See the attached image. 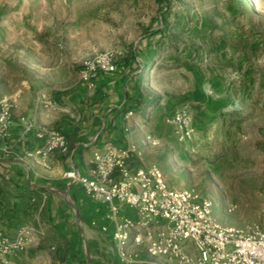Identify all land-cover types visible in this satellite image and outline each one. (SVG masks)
<instances>
[{"label": "rangeland", "instance_id": "obj_1", "mask_svg": "<svg viewBox=\"0 0 264 264\" xmlns=\"http://www.w3.org/2000/svg\"><path fill=\"white\" fill-rule=\"evenodd\" d=\"M96 55L112 58L109 75L131 94L119 143L132 165L210 200L223 226L264 225V0H0V99L40 97L86 118L100 80L80 73ZM28 228L0 231L26 245L2 260L27 251L28 264L85 263L62 239L59 252H36Z\"/></svg>", "mask_w": 264, "mask_h": 264}, {"label": "crops", "instance_id": "obj_2", "mask_svg": "<svg viewBox=\"0 0 264 264\" xmlns=\"http://www.w3.org/2000/svg\"><path fill=\"white\" fill-rule=\"evenodd\" d=\"M99 80L96 96L89 95L92 99L86 118L73 119L70 108L43 107L40 97L34 105L22 97L15 104L10 137L0 141V231L12 232L30 224L27 235L39 238L36 252H59L62 239L74 251H83L84 264H178L153 257L144 246L135 244V230L126 249L127 259L122 261L114 240L116 222L107 218L106 207L63 179V173L73 166L89 174L96 151L106 144L120 145L127 138L131 94L116 74L102 75ZM27 123L34 126L32 131L26 130ZM39 132L44 137H38ZM51 132L65 137L66 149L48 157L36 154ZM120 215L133 217L134 213L124 207ZM28 254L23 251L3 260L0 257V264H28Z\"/></svg>", "mask_w": 264, "mask_h": 264}, {"label": "built area", "instance_id": "obj_3", "mask_svg": "<svg viewBox=\"0 0 264 264\" xmlns=\"http://www.w3.org/2000/svg\"><path fill=\"white\" fill-rule=\"evenodd\" d=\"M115 71L111 57L96 55L83 62L80 74L84 83L93 86L101 75ZM14 108L13 101L0 99V141L10 137ZM130 115L131 112L127 117ZM175 121L185 122L181 115ZM33 128L27 123V131ZM38 137L44 134L39 132ZM66 145L62 134L51 132L36 154L48 157L57 150H65ZM132 152L122 145L106 144L94 153L89 174L74 166L63 173L68 186H79L106 207L107 218L116 222L114 240L122 261L127 259L126 249L135 230V244L144 246L153 257L179 264H264V225L237 229L219 224L213 219L210 200L192 189L170 188L157 166H133ZM124 207L131 209L134 216H121ZM1 236L3 233H0L2 255L24 250L23 239L12 243Z\"/></svg>", "mask_w": 264, "mask_h": 264}, {"label": "bare ground", "instance_id": "obj_4", "mask_svg": "<svg viewBox=\"0 0 264 264\" xmlns=\"http://www.w3.org/2000/svg\"><path fill=\"white\" fill-rule=\"evenodd\" d=\"M247 1H249V0H247Z\"/></svg>", "mask_w": 264, "mask_h": 264}]
</instances>
